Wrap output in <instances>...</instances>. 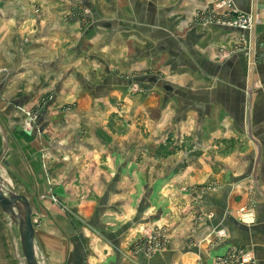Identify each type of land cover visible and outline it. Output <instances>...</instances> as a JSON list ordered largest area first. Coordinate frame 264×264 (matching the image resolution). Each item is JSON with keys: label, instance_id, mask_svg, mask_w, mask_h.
Returning <instances> with one entry per match:
<instances>
[{"label": "crops", "instance_id": "1", "mask_svg": "<svg viewBox=\"0 0 264 264\" xmlns=\"http://www.w3.org/2000/svg\"><path fill=\"white\" fill-rule=\"evenodd\" d=\"M213 1L0 8V176L31 204L40 264H210L231 247L264 264V0H232L261 18L232 53L248 32L205 22ZM153 226L167 245L136 254Z\"/></svg>", "mask_w": 264, "mask_h": 264}, {"label": "built area", "instance_id": "2", "mask_svg": "<svg viewBox=\"0 0 264 264\" xmlns=\"http://www.w3.org/2000/svg\"><path fill=\"white\" fill-rule=\"evenodd\" d=\"M258 21L256 14L242 13L235 9L232 0H215L213 8L211 7V17L208 20L210 24L227 26L234 29H254L255 23ZM213 186V185H212ZM209 189V188H208ZM252 207L248 204L245 213L252 211ZM201 217H198L200 219ZM155 228V229H154ZM145 229L143 238L136 244L135 253H142L146 256L153 255L162 250L168 243V235L166 230L159 226ZM216 237L223 238L226 231L222 228L215 233ZM254 255L251 250L242 247H231L227 252L217 255L210 264H254ZM193 264H203L196 261Z\"/></svg>", "mask_w": 264, "mask_h": 264}, {"label": "rangeland", "instance_id": "3", "mask_svg": "<svg viewBox=\"0 0 264 264\" xmlns=\"http://www.w3.org/2000/svg\"><path fill=\"white\" fill-rule=\"evenodd\" d=\"M13 1H17V0H0V8L8 7L9 5L12 4ZM214 1L210 4V7L207 9L205 22L206 21L208 22V20L211 17V7L213 8ZM36 3H39V1ZM82 13H84L83 15H89L88 8H83ZM256 13L248 12V14H252V15L256 14ZM256 15H257L258 21L255 23V25L258 24L259 21L261 20V18L258 17L259 15L258 14H256ZM259 18H260V20H259ZM242 30L247 31L248 34L243 36L244 34L240 33L239 47L237 49L234 48L233 51H227L228 53L229 52L232 53L236 50H245L246 51L247 48L251 47V41H252V36H253L252 35L253 34L252 29H250V30L241 29V31ZM39 39L40 40L35 42V43L45 44L48 41L50 43L51 41L56 40V38H54L53 35H50L48 38H44L43 36H41ZM244 44L246 46H244ZM223 53H226V51H223ZM49 59H51V58H49ZM56 61L60 62V59H56ZM2 71L3 70L1 69L0 72H2ZM24 115H25V121L27 120L26 123H25V121H24V123L27 127L31 126V123H30L31 120H34L35 118H37L36 113H31L29 111H27V114H24ZM138 122L140 123V122H142V120H139ZM132 129H149V128L146 127L145 123L144 124L140 123L135 128H132ZM43 157H44L43 158V161H44L45 156L43 155ZM1 170L2 169L0 168V172H1ZM4 172H5V168H3V173ZM215 187H216L215 183H212L210 185H207V187H205V188H206V190H214ZM248 204H250V206L253 207L254 201L248 202V203L238 207L237 214L238 215H245L246 214L245 210L247 209ZM242 209H245V210H242ZM251 209H253V208H251ZM153 228H154V226H153ZM217 230H218V228L215 229L212 233L215 234ZM143 231H144V233L146 232L145 230H143ZM0 264H24L23 257L21 254L20 244H19V236H18L17 227L10 222V220L1 212V210H0Z\"/></svg>", "mask_w": 264, "mask_h": 264}, {"label": "water", "instance_id": "4", "mask_svg": "<svg viewBox=\"0 0 264 264\" xmlns=\"http://www.w3.org/2000/svg\"><path fill=\"white\" fill-rule=\"evenodd\" d=\"M0 210L17 227L24 264H40L34 247L32 207L26 196L17 193L0 176Z\"/></svg>", "mask_w": 264, "mask_h": 264}, {"label": "bare ground", "instance_id": "5", "mask_svg": "<svg viewBox=\"0 0 264 264\" xmlns=\"http://www.w3.org/2000/svg\"><path fill=\"white\" fill-rule=\"evenodd\" d=\"M248 214V213H247ZM246 215V214H245ZM33 224V223H32ZM136 254H140V253H136Z\"/></svg>", "mask_w": 264, "mask_h": 264}]
</instances>
